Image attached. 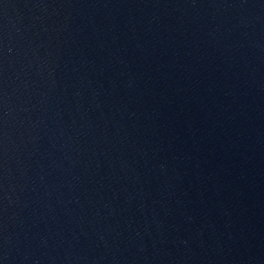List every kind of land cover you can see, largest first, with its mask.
Masks as SVG:
<instances>
[{
  "label": "water",
  "instance_id": "water-1",
  "mask_svg": "<svg viewBox=\"0 0 264 264\" xmlns=\"http://www.w3.org/2000/svg\"><path fill=\"white\" fill-rule=\"evenodd\" d=\"M0 264H100L38 145L1 49Z\"/></svg>",
  "mask_w": 264,
  "mask_h": 264
}]
</instances>
